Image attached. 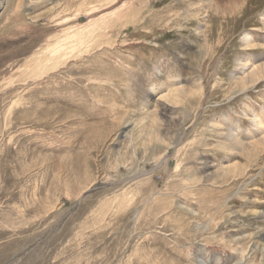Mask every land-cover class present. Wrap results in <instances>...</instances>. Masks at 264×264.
I'll return each mask as SVG.
<instances>
[{
	"label": "rangeland",
	"instance_id": "obj_1",
	"mask_svg": "<svg viewBox=\"0 0 264 264\" xmlns=\"http://www.w3.org/2000/svg\"><path fill=\"white\" fill-rule=\"evenodd\" d=\"M263 15L0 0V264H264Z\"/></svg>",
	"mask_w": 264,
	"mask_h": 264
},
{
	"label": "bare ground",
	"instance_id": "obj_2",
	"mask_svg": "<svg viewBox=\"0 0 264 264\" xmlns=\"http://www.w3.org/2000/svg\"><path fill=\"white\" fill-rule=\"evenodd\" d=\"M232 1H233V0H232ZM256 1H257V0H256ZM222 3H223V2H222ZM216 4H217V3H216ZM227 7H228V6H227ZM240 7H241V6H240ZM216 9H217V8H216ZM226 9H227V8H226ZM222 13H223V12H222ZM249 13H250V12H249ZM247 15H248V14H247ZM247 15H246V16H247ZM218 16H219V15H218ZM246 16H245V17H246ZM263 16H264V15H263ZM260 64H261V63H260ZM255 67H256V66H254V68H255ZM252 69H253V68H252ZM260 69H261V68H260ZM256 70H257V69H256ZM251 71H252V70H251ZM249 72H250V71H249ZM249 72H248V73H249ZM261 72H262V70H261ZM261 72H260V73H261ZM254 73H255V72H254ZM258 73H259V72H258ZM244 75H245V73H244ZM250 75H251V74H250ZM254 75H255V74H254ZM258 75H259V74H258ZM261 75H262V74H261ZM247 76H248V74H247ZM247 76H246V77H247ZM243 77H244V76H243ZM249 77H250V76H249ZM244 78H245V77H244ZM250 78H251V77H250ZM252 78H253V77H252ZM259 79H260V78H259ZM241 80H243V78H242ZM244 80H245V79H244ZM255 82H257V81H255ZM261 82H262V81H261ZM259 83H260V82H259ZM250 84H251V83H250ZM255 119H256V118H255ZM255 123H258V124H259L258 120H255ZM259 126H260V124H259ZM260 128H261V127H260ZM262 137H263V135H262ZM230 139H231V138H230ZM238 140H239V139H238ZM263 140H264V139H263ZM263 140H262V141H263ZM237 142H238V141H237ZM237 142H236V143H237ZM239 143H241V142H239ZM242 146H243V145H242ZM242 146H241V148H242Z\"/></svg>",
	"mask_w": 264,
	"mask_h": 264
}]
</instances>
